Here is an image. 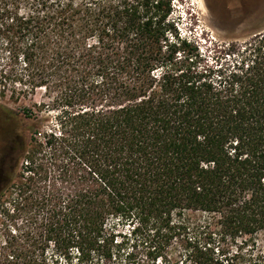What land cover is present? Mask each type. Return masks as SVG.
<instances>
[{"label":"trees","instance_id":"trees-1","mask_svg":"<svg viewBox=\"0 0 264 264\" xmlns=\"http://www.w3.org/2000/svg\"><path fill=\"white\" fill-rule=\"evenodd\" d=\"M175 9L0 0L3 92H43L37 127L55 114L4 184L22 225L0 264H172L177 240L193 264H264V30L203 65Z\"/></svg>","mask_w":264,"mask_h":264},{"label":"rangeland","instance_id":"rangeland-1","mask_svg":"<svg viewBox=\"0 0 264 264\" xmlns=\"http://www.w3.org/2000/svg\"><path fill=\"white\" fill-rule=\"evenodd\" d=\"M174 1V17L180 36L194 45L197 50L192 59H201L203 65L216 66L218 59H238L231 54L232 47L238 51L245 48L246 43L264 30V0ZM19 90L16 87L14 94L15 90L9 87L3 92L0 84V110L13 117L9 128L16 129L15 133L21 140L30 139L38 129L41 132L47 131L54 122L55 114L50 112L40 115L42 123L37 127L38 113L35 104L42 102L43 92L24 97L19 94ZM23 163L25 160L14 167L11 174L13 176L9 177L12 184H17L23 174ZM12 184L9 188L8 185L3 186L0 192V252L6 241L15 235V227L22 225V220L14 217L16 212L13 199L17 197V192ZM199 220L192 221L196 226L192 232L203 233L200 229L203 223ZM121 232L125 233L127 230L121 229ZM138 252V256L143 259L144 249L139 248ZM191 255V250L186 249L180 240L175 241L168 249V258L172 264H193Z\"/></svg>","mask_w":264,"mask_h":264},{"label":"flooded vegetation","instance_id":"flooded-vegetation-1","mask_svg":"<svg viewBox=\"0 0 264 264\" xmlns=\"http://www.w3.org/2000/svg\"><path fill=\"white\" fill-rule=\"evenodd\" d=\"M0 191L7 181V176L13 171L19 154L21 138L16 135L13 127V117L0 110Z\"/></svg>","mask_w":264,"mask_h":264}]
</instances>
